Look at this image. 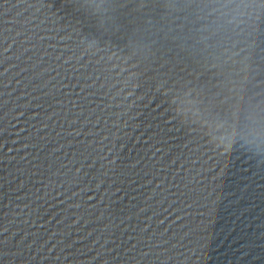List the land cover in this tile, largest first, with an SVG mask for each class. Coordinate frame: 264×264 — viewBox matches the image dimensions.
<instances>
[{
	"label": "water",
	"instance_id": "obj_1",
	"mask_svg": "<svg viewBox=\"0 0 264 264\" xmlns=\"http://www.w3.org/2000/svg\"><path fill=\"white\" fill-rule=\"evenodd\" d=\"M0 264H264V0H15Z\"/></svg>",
	"mask_w": 264,
	"mask_h": 264
}]
</instances>
